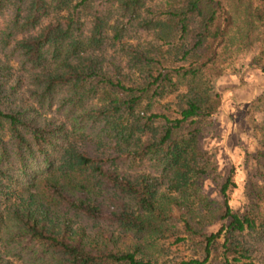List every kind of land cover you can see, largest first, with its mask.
<instances>
[{
    "label": "trees",
    "instance_id": "1",
    "mask_svg": "<svg viewBox=\"0 0 264 264\" xmlns=\"http://www.w3.org/2000/svg\"><path fill=\"white\" fill-rule=\"evenodd\" d=\"M251 48L264 70V0H0V264H159L169 236L174 264H264V106L237 204L232 168L200 184Z\"/></svg>",
    "mask_w": 264,
    "mask_h": 264
},
{
    "label": "rangeland",
    "instance_id": "2",
    "mask_svg": "<svg viewBox=\"0 0 264 264\" xmlns=\"http://www.w3.org/2000/svg\"><path fill=\"white\" fill-rule=\"evenodd\" d=\"M253 51L251 48L238 53L235 68L213 81L222 97L217 112L199 136V146L210 161L209 168L200 177V184L214 203L220 201L218 187L232 168L236 186L229 191L228 202L237 204L245 178L253 170L250 156L261 147L256 142L258 131L254 127L264 106V98H259L264 93V70L249 61ZM162 102L164 99L154 102L152 110L164 111L160 106ZM192 252L186 240H175L174 236H169L159 238L157 251L150 255L159 264H174L192 254L195 256Z\"/></svg>",
    "mask_w": 264,
    "mask_h": 264
}]
</instances>
